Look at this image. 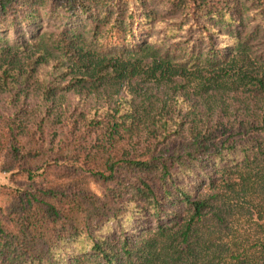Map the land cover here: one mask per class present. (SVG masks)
<instances>
[{"label":"trees","instance_id":"trees-1","mask_svg":"<svg viewBox=\"0 0 264 264\" xmlns=\"http://www.w3.org/2000/svg\"><path fill=\"white\" fill-rule=\"evenodd\" d=\"M3 99L0 264H264V0H0Z\"/></svg>","mask_w":264,"mask_h":264},{"label":"rangeland","instance_id":"rangeland-1","mask_svg":"<svg viewBox=\"0 0 264 264\" xmlns=\"http://www.w3.org/2000/svg\"><path fill=\"white\" fill-rule=\"evenodd\" d=\"M9 36V39H13V35H8ZM4 103H6L5 99L3 100H0V108H2L4 106ZM1 177H0V181H1ZM90 188L92 191H94L96 194L98 195H101L104 191V187L101 186L100 184H97V183H91L90 184Z\"/></svg>","mask_w":264,"mask_h":264}]
</instances>
